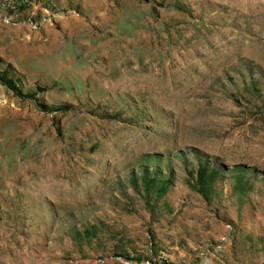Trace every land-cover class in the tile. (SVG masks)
Wrapping results in <instances>:
<instances>
[{
  "label": "rangeland",
  "instance_id": "1",
  "mask_svg": "<svg viewBox=\"0 0 264 264\" xmlns=\"http://www.w3.org/2000/svg\"><path fill=\"white\" fill-rule=\"evenodd\" d=\"M4 70L0 264L264 262V0H37Z\"/></svg>",
  "mask_w": 264,
  "mask_h": 264
},
{
  "label": "trees",
  "instance_id": "2",
  "mask_svg": "<svg viewBox=\"0 0 264 264\" xmlns=\"http://www.w3.org/2000/svg\"><path fill=\"white\" fill-rule=\"evenodd\" d=\"M0 84L7 87L9 90L15 92L16 94H19L25 99H34L36 96V92H28L25 94L19 93L15 82L13 79L9 78L7 76L6 71H0ZM57 110H64L63 106L57 107ZM44 109L49 110L48 107H44ZM156 175V172H154ZM193 177V175H191ZM218 173L217 170L210 169L207 166L200 165L198 169L196 170L195 176H194V188L195 190L205 198V200H208V195H210L212 190V184L214 180L217 179ZM168 180L161 179L156 176H151V173H144L141 177V184L143 186V190L145 194L152 193L156 198H160L162 195L165 194L167 187H168ZM86 238H89L90 231L87 230L84 233ZM162 264H171V263H162Z\"/></svg>",
  "mask_w": 264,
  "mask_h": 264
},
{
  "label": "built area",
  "instance_id": "3",
  "mask_svg": "<svg viewBox=\"0 0 264 264\" xmlns=\"http://www.w3.org/2000/svg\"><path fill=\"white\" fill-rule=\"evenodd\" d=\"M37 0H0V12L16 14L34 5Z\"/></svg>",
  "mask_w": 264,
  "mask_h": 264
},
{
  "label": "crops",
  "instance_id": "4",
  "mask_svg": "<svg viewBox=\"0 0 264 264\" xmlns=\"http://www.w3.org/2000/svg\"><path fill=\"white\" fill-rule=\"evenodd\" d=\"M255 255V254H254ZM253 257V256H252ZM246 264H264V262H259V261H256V259H255V256H254V261H252V262H250V261H247V263Z\"/></svg>",
  "mask_w": 264,
  "mask_h": 264
}]
</instances>
